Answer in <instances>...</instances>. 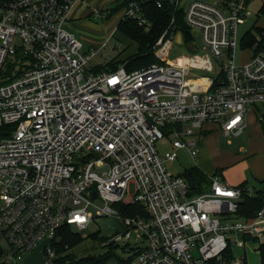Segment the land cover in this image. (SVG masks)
<instances>
[{
  "label": "built area",
  "instance_id": "1",
  "mask_svg": "<svg viewBox=\"0 0 264 264\" xmlns=\"http://www.w3.org/2000/svg\"><path fill=\"white\" fill-rule=\"evenodd\" d=\"M90 1H0V264H25L41 244L44 264H53L64 226L82 231L103 217L124 228L108 246L135 232L148 243L125 264H246L234 249L264 243V187L261 208L246 218L241 204L257 189L213 175L204 193L192 195L166 164L180 150L196 160V137L207 125L231 137L245 133L250 113L264 119V29L252 43L238 35L251 0H199L183 9L171 0L184 11L191 43L167 31L154 47L158 63L103 72L92 64L100 50L85 51L66 25L84 7L86 18L116 16L150 29L147 0H129L116 13L126 0ZM194 30L201 52L171 62L176 45L195 49ZM166 135L172 151L162 156L157 143ZM119 204L141 205L147 217L125 216Z\"/></svg>",
  "mask_w": 264,
  "mask_h": 264
},
{
  "label": "rangeland",
  "instance_id": "2",
  "mask_svg": "<svg viewBox=\"0 0 264 264\" xmlns=\"http://www.w3.org/2000/svg\"><path fill=\"white\" fill-rule=\"evenodd\" d=\"M193 1L199 0H182L181 9L186 8L187 3H191ZM90 5L93 7H100L103 4H101V0H92L90 1ZM263 5L264 0L250 1L247 8L248 19L243 25H240L238 29L239 38L250 31H255V28L260 32H263ZM109 6L113 7L114 4H110ZM85 13V8H77V11L74 15L76 20L69 22L66 25V28L70 32L74 33L76 37L83 43L85 51L87 50L91 52L92 50H100L99 55L92 61L93 65H106L116 57L118 59H123L136 53L137 47L135 44L124 38L122 35H120V33L112 36V34L116 32L118 24L120 23V17L113 16V18L110 20H102L94 16L91 18H86L84 17ZM193 32L197 37L195 49H190L185 45H176L175 50L172 52L170 57L171 62L179 61L182 55L197 54L201 52L202 42L198 37V32L196 30ZM105 42L106 46H103ZM236 58L237 62L243 60L240 50L236 51ZM213 60L216 70L219 72L220 67L217 64V61L215 59ZM196 74L198 76L209 75V73L206 72H196ZM262 108L264 110V107ZM256 117H250L248 129L240 136L229 137L220 131H214L209 135H206L207 138L210 136L214 143V145H212L211 152L209 153V158L211 159L214 156L215 158H221L228 154L237 156L239 158H244L245 156L243 153H241V148L246 149L248 152L253 141L264 144L262 135L260 133L261 125L258 123L259 121L257 122L256 119H258V117ZM204 134L205 133H203V135ZM196 139L200 142V145L203 144L202 140L199 139V135L196 137ZM157 149L162 156L165 155V153L172 151L171 139L166 135L164 139L157 143ZM201 155H203V153L199 152L198 157L200 158ZM262 157L263 154H256L254 156V160L257 161L260 158L261 161L259 164L264 165V158ZM246 160H249V158L247 157ZM166 166L170 173H172L174 176H178L184 174L186 170L197 166V162L192 159L185 150H180L178 152L177 160L174 162H168ZM252 166L253 165L244 166L246 180H248L250 187L254 189H261L263 186L255 180V169ZM228 179L232 181L231 178L228 177ZM134 194L135 189L132 185L130 189V195L134 196ZM74 229V231L80 234L83 239L78 241L77 247L69 251V253L72 254L71 257L73 261L82 260L84 258H103L111 256L109 259V264H121L123 261L126 262L139 249L146 247L148 244L141 235L135 232L131 239L119 241L114 245V247L108 246V240H111L116 235L124 232L123 225L119 220L108 217L95 220V222H92L85 230L79 231L76 228ZM98 234H100V236L94 238V236ZM233 237L235 238V236ZM254 242H256V240H254ZM2 246L6 247V242L3 241ZM69 248L71 249L73 247L66 244L63 251L59 249L57 252L58 257L62 256V254L66 252V250H69ZM234 256L237 260L246 259L247 264H260V255L251 246L248 247L246 251L244 250V247L235 246ZM45 260L44 249L43 245L41 244L34 253L25 258V264H44Z\"/></svg>",
  "mask_w": 264,
  "mask_h": 264
},
{
  "label": "trees",
  "instance_id": "3",
  "mask_svg": "<svg viewBox=\"0 0 264 264\" xmlns=\"http://www.w3.org/2000/svg\"><path fill=\"white\" fill-rule=\"evenodd\" d=\"M1 2H10L12 0H0ZM163 2L162 7L157 6V0H147L142 4L143 16L151 25L150 29L144 26H140L137 21L134 20H124L122 21L116 30V34L120 33L124 38L128 39L130 42L135 44L137 47L136 53L127 56L123 59L114 58L106 65H101L96 67V72L103 71H116L120 66H125L128 71L140 70L143 68L150 67L159 62L154 54V47L158 40L167 31H176L181 33L187 44L191 43L193 40L192 30L185 22V14L181 9H176L175 3L171 0H161ZM129 0L122 2L116 9L115 13L123 8ZM264 13V5L262 8ZM173 19H175L174 24H172ZM254 33H261L255 28ZM252 31L248 32L249 42L252 43L254 40V33ZM120 57V56H119ZM264 137V119L259 121ZM181 176L188 183L192 195H199L206 191V188L211 184V178L205 174L199 167H192ZM214 176H219L222 179L223 170H217ZM264 184V183H263ZM248 183L240 185V188L248 187ZM257 196L253 199L246 198L241 204V214L246 218L253 217L262 206V190L257 189ZM125 216H133L135 214H140L143 217H147V213L141 205H116ZM74 227L70 225L64 226L60 231L58 238L61 243L58 245V250H64L66 244L72 246L62 254V256L57 257L53 264H109V259L111 256L103 258H84L82 260H72V254L69 253L72 249L77 247L78 241L83 239L80 234L74 231ZM100 236V234L95 235V237ZM108 240V239H107ZM114 247V246H110ZM260 253V264H264V243L259 247ZM123 261L121 264H125ZM247 264V263H246Z\"/></svg>",
  "mask_w": 264,
  "mask_h": 264
},
{
  "label": "crops",
  "instance_id": "4",
  "mask_svg": "<svg viewBox=\"0 0 264 264\" xmlns=\"http://www.w3.org/2000/svg\"><path fill=\"white\" fill-rule=\"evenodd\" d=\"M254 116L256 117L254 113H250L249 121H250V117H254ZM253 121H254V118H253ZM214 131H220L221 133H223L220 127L217 125H207L202 132L198 133L199 139L202 140L203 142V144L200 145V142L197 140L199 143L200 153H203V155H201L200 158L197 157V159L195 160L197 162V167H199L209 177L213 176L217 172V170H223V177L227 183H229L230 185L232 184L234 186H240L244 183H248V180H246L245 173H244V166L253 165L252 167L255 169L254 171L255 180L259 184H262V186L264 187V184H263L264 183V165L259 164V162L261 161L260 158L257 161L254 160V156L260 153L263 154L262 158H264V144H260V143L253 141L248 152L246 151V149L241 148V153H243L245 156L244 158H239L237 156L228 154V155H225V157L215 158L214 156L210 159L209 153L211 152V148H212V145H214V143L211 140L210 136L207 138L206 135H209L210 133ZM203 133L205 134L203 135ZM260 133L264 141L262 129L260 130ZM247 157L249 158V160H246ZM228 177L231 178L232 181H230ZM251 247L259 253V250L257 249L256 246H251Z\"/></svg>",
  "mask_w": 264,
  "mask_h": 264
}]
</instances>
